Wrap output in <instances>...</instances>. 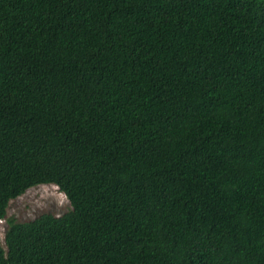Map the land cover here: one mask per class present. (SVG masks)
Segmentation results:
<instances>
[{
	"label": "trees",
	"instance_id": "obj_1",
	"mask_svg": "<svg viewBox=\"0 0 264 264\" xmlns=\"http://www.w3.org/2000/svg\"><path fill=\"white\" fill-rule=\"evenodd\" d=\"M2 220L0 264H264V0H0Z\"/></svg>",
	"mask_w": 264,
	"mask_h": 264
},
{
	"label": "rangeland",
	"instance_id": "obj_2",
	"mask_svg": "<svg viewBox=\"0 0 264 264\" xmlns=\"http://www.w3.org/2000/svg\"><path fill=\"white\" fill-rule=\"evenodd\" d=\"M71 209L69 201L57 187L40 185L27 190L22 196L9 202L7 218L22 223L35 219L42 214L61 216ZM7 225L0 221V247L5 250L4 234Z\"/></svg>",
	"mask_w": 264,
	"mask_h": 264
}]
</instances>
